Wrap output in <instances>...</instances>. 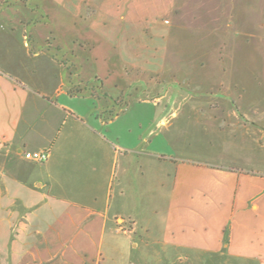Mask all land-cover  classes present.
I'll use <instances>...</instances> for the list:
<instances>
[{
  "label": "crops",
  "instance_id": "crops-1",
  "mask_svg": "<svg viewBox=\"0 0 264 264\" xmlns=\"http://www.w3.org/2000/svg\"><path fill=\"white\" fill-rule=\"evenodd\" d=\"M56 1L0 0V264H264V74L100 103L38 35Z\"/></svg>",
  "mask_w": 264,
  "mask_h": 264
},
{
  "label": "rangeland",
  "instance_id": "rangeland-1",
  "mask_svg": "<svg viewBox=\"0 0 264 264\" xmlns=\"http://www.w3.org/2000/svg\"><path fill=\"white\" fill-rule=\"evenodd\" d=\"M56 3L43 4L56 13L52 23L41 19L38 35L45 45L55 44L59 56L73 59L100 103L119 107L137 100L141 81L155 71L164 89L169 79L188 88L185 75L194 71L226 80L234 72L264 74V0ZM135 258L124 254L114 264Z\"/></svg>",
  "mask_w": 264,
  "mask_h": 264
},
{
  "label": "built area",
  "instance_id": "built-area-1",
  "mask_svg": "<svg viewBox=\"0 0 264 264\" xmlns=\"http://www.w3.org/2000/svg\"><path fill=\"white\" fill-rule=\"evenodd\" d=\"M50 152L48 150L35 152V153H26V158L35 161V162H45L49 158ZM126 230V229H123Z\"/></svg>",
  "mask_w": 264,
  "mask_h": 264
}]
</instances>
